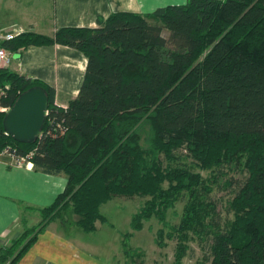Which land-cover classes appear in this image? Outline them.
I'll return each mask as SVG.
<instances>
[{
	"label": "trees",
	"instance_id": "obj_1",
	"mask_svg": "<svg viewBox=\"0 0 264 264\" xmlns=\"http://www.w3.org/2000/svg\"><path fill=\"white\" fill-rule=\"evenodd\" d=\"M54 44L87 57L79 93L64 108L51 85L0 70V87L9 86L2 103L12 105L35 85L49 95L34 144L7 135L0 115V154L8 146L15 156L33 152L37 169L65 173L68 183L37 226L0 249V262L15 264L54 218L66 228V214L75 215V226L91 232L104 219L103 204L139 196L147 199L131 218L133 231L153 217L167 224V211L187 198L172 229L176 264L192 238L210 264H264V0H187L147 15L118 11L95 28L65 26L52 36L26 31L4 46L20 52ZM50 120L65 132L45 134ZM225 177L232 193L223 215L212 192ZM123 246L128 254L131 247Z\"/></svg>",
	"mask_w": 264,
	"mask_h": 264
},
{
	"label": "crops",
	"instance_id": "obj_2",
	"mask_svg": "<svg viewBox=\"0 0 264 264\" xmlns=\"http://www.w3.org/2000/svg\"><path fill=\"white\" fill-rule=\"evenodd\" d=\"M186 1L25 0L23 9L26 10V22L16 24L15 15L11 21L0 16V28L13 23V26L52 36L65 26L98 27L99 20L106 19L113 12L130 11L147 15L157 8L184 4ZM19 2L22 3V0ZM3 3L4 0H0V7ZM8 5L14 11H19L15 1ZM20 53L21 57L12 61V70L54 87L58 104L68 105L69 100L78 95L88 62L83 52L71 46L54 44L30 45ZM67 183L65 173L44 172L31 161L19 166L10 157L0 154V249L9 247L27 228L37 226L42 220L41 210L55 201ZM103 223L108 222L100 218L95 220L93 231ZM81 232L83 230L77 229L69 233L62 221L54 218L15 264H106L99 260L102 248L91 244Z\"/></svg>",
	"mask_w": 264,
	"mask_h": 264
},
{
	"label": "rangeland",
	"instance_id": "obj_3",
	"mask_svg": "<svg viewBox=\"0 0 264 264\" xmlns=\"http://www.w3.org/2000/svg\"><path fill=\"white\" fill-rule=\"evenodd\" d=\"M13 1L19 6V11H14L8 5L9 2ZM24 2L25 0H22V3L19 2L18 4V0H4V3L0 7V16L11 21L15 15L14 22L16 24H24L23 22H26L27 19L24 17V14H26V10L23 9ZM5 26L6 28H11L13 23ZM13 68L14 65L11 64L10 69L12 70ZM195 171L200 172L203 177H210L212 175L211 170L195 168ZM236 177L240 178L239 173L236 174ZM227 178L225 177L220 181L223 188H219V185H216L212 192L213 199H218L220 202L218 207L223 215L226 213L225 205L232 193L231 189L224 188V180ZM146 199L139 196L131 198L116 196L101 206L100 213L102 218L107 220L108 223L101 224L93 232H81L91 244L99 246L100 249L102 248L99 260L106 264H176L175 253L177 251L178 236L176 235L177 233L172 234V229L174 225H178L181 221L187 198L180 197L175 205L167 211L165 219L167 224L153 217L150 220L144 221L142 230L133 231L130 225L131 218L134 213L140 210ZM66 219L69 222L66 225V231L71 233L79 229L74 224L75 215L66 214ZM159 230H163L162 237L157 234ZM129 232H133V235L125 239L124 235ZM156 236H158L157 241H160L162 245L157 244ZM123 241L127 242L131 247L128 254H124L121 245ZM186 245L188 248L181 264H210L209 261L204 259V250L198 238H192L186 242Z\"/></svg>",
	"mask_w": 264,
	"mask_h": 264
},
{
	"label": "water",
	"instance_id": "obj_4",
	"mask_svg": "<svg viewBox=\"0 0 264 264\" xmlns=\"http://www.w3.org/2000/svg\"><path fill=\"white\" fill-rule=\"evenodd\" d=\"M13 57L19 58L21 53H14ZM48 106L49 95L45 87L35 85L21 92L4 115L6 134L20 143H36L46 122Z\"/></svg>",
	"mask_w": 264,
	"mask_h": 264
},
{
	"label": "built area",
	"instance_id": "obj_5",
	"mask_svg": "<svg viewBox=\"0 0 264 264\" xmlns=\"http://www.w3.org/2000/svg\"><path fill=\"white\" fill-rule=\"evenodd\" d=\"M28 30L20 27V26H12L11 28H0V70L3 69H10L12 61L14 60L13 54L14 51L9 50L4 46L5 42L12 41L22 33ZM9 86L0 87V115H5V113L10 109L11 105H7L2 103V98L7 95V90ZM20 93V92H19ZM55 104L61 105L64 108H67V105L58 104L55 100ZM49 115V110L47 112V116ZM49 128L45 131V134L52 135L53 137L56 136V132L58 129H61V134L65 131L62 129L60 123L56 124L54 120L49 121ZM42 134V133H41ZM41 136V135H40ZM39 139V138H38ZM16 150L13 149L11 146L5 148L2 152L3 155L10 157L15 164L21 166L25 161H31L33 156V152L28 153L25 156H15Z\"/></svg>",
	"mask_w": 264,
	"mask_h": 264
}]
</instances>
